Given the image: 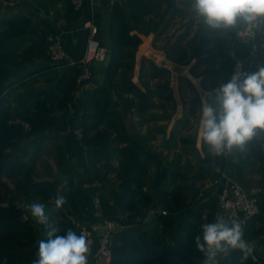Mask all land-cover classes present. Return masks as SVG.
<instances>
[{
	"label": "trees",
	"instance_id": "16d2710c",
	"mask_svg": "<svg viewBox=\"0 0 264 264\" xmlns=\"http://www.w3.org/2000/svg\"><path fill=\"white\" fill-rule=\"evenodd\" d=\"M27 2L48 17L56 31L81 30L66 60L36 67L9 83L13 67L46 57V36L53 33L25 12L0 17V180H9L16 195L44 203L49 220L58 223L61 234L68 229L77 233V199L73 191L62 192L60 196L66 203L61 208L51 206L57 182L37 174V161L48 134L58 125V114L68 112L74 103L87 31L79 20L75 22L71 0ZM128 4V11L118 2L110 8L105 43L100 40L98 26L96 38L109 55L103 81L99 84L93 77L94 86L82 99L78 121H68L71 144L82 170L81 182L97 183V188L89 191L91 211L97 196L103 219L119 227L112 234L109 264H203L194 236L201 234L202 223L216 220L217 197L198 187L193 190L188 181L204 182L212 173L220 175L233 167L232 179L242 183L247 175L264 170V140L254 139L232 157L215 156L201 141V157L196 148L197 112L201 107L197 94L189 113L177 118L167 134L172 118L168 103L174 104L170 72L149 58L137 60L136 49L142 37L165 39L161 48L164 59L188 66V74L199 78L201 90L209 93L233 75L239 60L234 55L238 35L224 40L214 32H206L183 10L182 0H128ZM171 24L182 30L173 43L175 32L163 36ZM38 83L43 85L36 87ZM19 88L23 92L15 95L13 103L11 97ZM192 115L197 117L195 124L189 122L188 116ZM145 124L147 132L141 134L138 127ZM154 135L162 136L159 150L150 145ZM30 144H34L32 152ZM171 149L174 153L169 159L166 153ZM15 155L14 160H6ZM189 191L194 199L187 205ZM259 197V214L242 229L246 241L264 234V194ZM159 203L166 214H153L150 223L160 225L168 234L164 245L143 228L150 224L146 210ZM23 214L20 207L4 203L0 197V264H33L38 258L39 242L47 239L46 227L30 213L22 220ZM240 257L238 250L233 251L219 257V264H241ZM244 264L258 263L250 256Z\"/></svg>",
	"mask_w": 264,
	"mask_h": 264
},
{
	"label": "clouds",
	"instance_id": "9594fccd",
	"mask_svg": "<svg viewBox=\"0 0 264 264\" xmlns=\"http://www.w3.org/2000/svg\"><path fill=\"white\" fill-rule=\"evenodd\" d=\"M182 5L195 24L224 40L252 29L264 32V0H182ZM197 115L200 138L217 157L242 151L254 139L264 140V66L234 72L227 82L201 97ZM65 203L64 196L56 197L57 209ZM27 209L46 227L47 236L39 242L33 264H88L89 241L84 234L72 229L61 234L58 223L49 220L44 203H30ZM200 229L194 245L204 257L203 264H219V257L237 250L244 264L254 253L238 218L206 221Z\"/></svg>",
	"mask_w": 264,
	"mask_h": 264
},
{
	"label": "crops",
	"instance_id": "0c3cea01",
	"mask_svg": "<svg viewBox=\"0 0 264 264\" xmlns=\"http://www.w3.org/2000/svg\"><path fill=\"white\" fill-rule=\"evenodd\" d=\"M110 1L120 3L123 8H126V11H128L129 6L128 0H96L99 18V37L101 42L103 43L106 42ZM1 4L4 6V10H0V17L9 16L17 12H25L26 14H29L33 19L37 20L40 26L47 30L48 33H56V35L61 37L66 52H68L73 47V45L80 36L81 28L76 30L74 29L71 31H56L55 26L50 22L49 18L43 15L37 8H34L29 5L27 0H2ZM78 20L81 22V16L79 14H76L75 22L78 23ZM234 55L237 59L243 62L242 71H255L257 66H264V32H258L255 29L241 32L238 35V40L234 46ZM49 63L50 62L48 58L43 57L31 63L13 67L11 69V75L8 79V82H14L18 78L23 77L30 70L36 67L47 66L49 65ZM42 85V83H38L36 84V87H40ZM93 86L94 83L92 79V81H90L89 83L78 87L77 92L75 94L74 103L70 105L68 112L58 114V125L55 130L48 134L49 138L44 141L43 148L41 151V157L37 161V172L38 168L40 167L44 170V173L40 174L43 178H55L57 182V187L54 196L55 199L57 196H60L62 192L66 190L73 191L77 199V216L75 220L82 223H93L94 221H98L97 219H94L92 215V211L90 208L91 199L89 193V191L95 190L98 185L94 182H81L82 170L78 167L77 151H75L71 144V135H69L68 121L70 119H72L73 123H76V121H78L82 99L91 92ZM22 92L23 89L19 88L13 93L11 97L13 103H15V95L20 94ZM177 118H174L172 116L168 124L167 134L170 133V130L172 129V126ZM147 128V124H145L143 126H139L138 130L141 134H143L147 132ZM161 141V135H154L153 139L150 142V145L156 148V150H159ZM201 141L202 140L199 134L197 136L196 148L199 151V155L203 157L204 153L201 150ZM67 146L69 147L68 151H66ZM33 149L34 144H30V152H32ZM173 151L174 149H171L167 153L165 152L166 155L169 156V159H171L174 153ZM63 153L64 157H62ZM230 156L232 157L233 154L227 157ZM233 161H236V158L233 159ZM114 165H116V163H114ZM258 166L259 163H256V167ZM232 168L233 167H229L228 169H230L231 171H228L227 169L226 174L230 178L234 179V177L230 175L232 172ZM218 176L219 175L212 173L207 181L198 183H195L194 179L191 180L194 181L196 189L198 187L200 191H208L211 195L216 196L218 190L211 184V181ZM88 180H90V178H88ZM191 180L188 181V184ZM239 185L242 187V189L246 192L247 195L252 196L253 194H255V198L259 200V195L264 194V170L260 173H253L252 175H247L244 181ZM55 199H53V201H55ZM193 199V194L190 191L187 192V200L185 201L186 204L188 205L190 202L193 201ZM52 203L54 202H51V204ZM156 207V209H163V205L161 203L157 204ZM187 208L191 209L192 205H189ZM146 212L147 216H149V209ZM151 215L153 217V214ZM148 220V223H150L149 218ZM155 225L157 224L155 223ZM157 227L158 229L155 230V232L157 233L155 234L154 230L151 229V226L149 224L143 225V228L153 237L154 240L157 241V243H161V245H164V243L168 242L169 236L168 234H165L166 232H163L162 227L160 225H157ZM260 238L261 237L248 242L254 245V253L251 256L252 259L258 264H264V241L259 242Z\"/></svg>",
	"mask_w": 264,
	"mask_h": 264
},
{
	"label": "built area",
	"instance_id": "2783aa9c",
	"mask_svg": "<svg viewBox=\"0 0 264 264\" xmlns=\"http://www.w3.org/2000/svg\"><path fill=\"white\" fill-rule=\"evenodd\" d=\"M113 3L114 1L109 2V10ZM71 5L74 12L81 16L82 29L87 31L85 49L80 60L81 73L77 78L78 85L82 86L93 79L91 64L94 61L99 63L104 62L107 56V49L96 38L99 26L96 0H71ZM46 43V57L50 62L49 64L59 63L68 58L60 36L48 34L46 36ZM238 65H241V67H238ZM242 70V62L241 60H237L233 67V74L236 71ZM76 133L80 137V131L76 130ZM262 151L264 154V143H262ZM211 184L218 190L216 193L218 205L216 219L238 218L243 228L254 216L259 214V202L257 198L247 195L242 187L226 173L222 172L218 177H215L211 181ZM92 207V215L98 221L82 223L75 220L74 224L77 228V234H84L88 238V264H109L112 234L119 227L115 222L103 219L97 196L92 200ZM156 208L149 209L150 214H166L165 210ZM26 219L27 216L23 214L22 220Z\"/></svg>",
	"mask_w": 264,
	"mask_h": 264
},
{
	"label": "rangeland",
	"instance_id": "374dc122",
	"mask_svg": "<svg viewBox=\"0 0 264 264\" xmlns=\"http://www.w3.org/2000/svg\"><path fill=\"white\" fill-rule=\"evenodd\" d=\"M1 2L2 0H0V10H4V6L1 4ZM124 9L126 11V8ZM176 28H178L177 24H171L168 32L166 34L164 33L163 35L169 37L170 34L175 32L171 39L172 43L175 41L176 36H178V34H180L182 31L180 28H178L177 30ZM165 41L166 40L163 38L154 41L153 35H150L148 37H142V44L136 49V56H137V60H140L142 57H146L153 60L157 65L164 66L169 70L170 72L169 83L172 89V95L174 97L173 99L174 104L167 102L168 108L170 109L172 116L174 118L175 117L179 118L185 115L186 113H189L190 110L189 108L193 104V100L196 94L199 96L200 104H201V97L206 93L203 92L200 88L199 85L200 79L193 78L188 74V68H189L188 66H180L178 64L170 63L168 62V60L164 59L165 51L161 50V48L163 45H165ZM137 70H138V65L135 68V78H136ZM165 79L162 80L160 79V82L165 81ZM156 102L158 103L159 101ZM167 103H166V107H167ZM158 110L161 111L160 109ZM188 117L190 124L197 123L196 115H192ZM197 125H199V123ZM187 132L185 133L187 134ZM182 134L184 133L182 132ZM198 135H199V126H198L197 136ZM43 171L44 170L39 167L37 174L40 175L41 173H44ZM0 197L2 198L4 203H12L20 207L23 210L24 214H26V216H28V213H30L27 209V206L30 203H33V201L29 199H24L16 195L12 183L5 178H2L0 180ZM51 202L54 203L51 204ZM51 202H50L51 206L55 205V201L51 200ZM149 225L151 226V229L154 230V232L156 229H158V227L154 223H150ZM156 233L157 232H155V234Z\"/></svg>",
	"mask_w": 264,
	"mask_h": 264
},
{
	"label": "water",
	"instance_id": "95a60500",
	"mask_svg": "<svg viewBox=\"0 0 264 264\" xmlns=\"http://www.w3.org/2000/svg\"><path fill=\"white\" fill-rule=\"evenodd\" d=\"M108 59H109V55L106 56V59L104 62L102 63H99V62H92L91 64V67H92V72L94 74V77L95 79L98 81L99 84H102V81H103V71L104 69L106 68L107 64H108ZM16 157L13 156L12 158H9V159H6L7 161H10V160H14ZM228 171H231L230 169H228ZM190 187H192L193 190H196V187H195V184H194V181L191 180L188 184ZM154 193L152 194V202L154 200ZM152 215L149 214L148 218L151 219ZM263 242L264 241V234L261 236L259 242Z\"/></svg>",
	"mask_w": 264,
	"mask_h": 264
}]
</instances>
